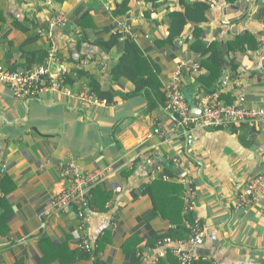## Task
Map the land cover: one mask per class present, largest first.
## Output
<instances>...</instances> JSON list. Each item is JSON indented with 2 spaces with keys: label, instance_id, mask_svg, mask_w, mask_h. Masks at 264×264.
<instances>
[{
  "label": "crops",
  "instance_id": "0c3cea01",
  "mask_svg": "<svg viewBox=\"0 0 264 264\" xmlns=\"http://www.w3.org/2000/svg\"><path fill=\"white\" fill-rule=\"evenodd\" d=\"M171 12H189L190 18L181 37L168 43ZM60 13L66 25L51 26ZM195 27L200 35L193 34ZM116 33L119 45L107 50ZM196 36L222 50L217 101L231 105L241 95L245 107L264 111V0H0V67L48 65L56 75L59 63L47 59L52 49L70 79L64 93L26 100L0 82V264H152L171 245L151 249L148 241L173 224L142 191L167 175L164 166L179 179L187 176L195 189L192 217L205 239L198 246L185 243V249L212 264H264V204L234 208L251 179L264 176V123L194 128L188 144L166 106L165 88L175 79L190 115H200L194 98L207 91L198 82L205 70L194 74L192 68L202 60L191 49ZM126 40L138 50L143 73L152 76L144 89L112 73ZM232 41L243 50L228 53ZM131 65L138 72L135 59ZM92 82L101 98L81 100L83 92L94 94ZM70 165L109 173L97 184L83 222L97 250L89 259L78 258L83 231L74 211L50 206L72 183L63 175ZM168 185L152 195L175 219L182 192Z\"/></svg>",
  "mask_w": 264,
  "mask_h": 264
},
{
  "label": "built area",
  "instance_id": "2783aa9c",
  "mask_svg": "<svg viewBox=\"0 0 264 264\" xmlns=\"http://www.w3.org/2000/svg\"><path fill=\"white\" fill-rule=\"evenodd\" d=\"M50 4V0H37ZM66 20L63 14H57L51 20V26L64 27ZM119 28L124 32H129V28L123 23H119ZM43 36V32L39 33ZM49 62L59 63L60 68L56 75L51 74L48 65H37L32 70L11 71L0 67V82L8 87L17 99L26 100L28 98L39 97L47 91L63 92L64 80L67 76L65 65H62L52 49L49 50L47 56ZM194 74L202 72L200 65H193ZM224 85L226 82L223 83ZM223 86V85H222ZM84 101H97V96L83 92L79 95ZM195 101L200 109V115L193 117L190 115L189 103L177 87L175 79L165 88V100L167 109L174 116L177 128L184 130L187 143L193 142L191 132L194 128H228L234 125H246L254 122L264 123V111L252 110L245 107L243 96L239 95L231 105H224L217 101V92L206 94L204 96H195ZM155 133H161L156 129ZM109 173L104 170H96L94 172H83L78 166L70 165L69 169L63 171L65 177L71 178V185L58 193L52 200L50 206L54 211L70 212L74 211L76 217L80 221V230H84L83 222L85 215L90 209L92 194L91 190L98 183L103 181ZM164 180H168L165 175ZM180 183L183 186V216L185 217L184 225L192 232L185 243L191 246H198L204 242L205 229L197 218L192 217L194 211V201L196 197L195 189L191 185V181L187 176L180 177ZM257 203L264 204V176L256 175L251 181L237 194L234 200V208L236 210H244ZM192 217V220H188ZM80 246L89 250L91 243L87 238V234L83 231L80 236ZM181 242H172L164 240L159 244L163 249L165 246L173 249L178 264H193L197 257L191 251L184 248ZM156 248V249H157ZM159 258H165V250H160L154 257L152 264Z\"/></svg>",
  "mask_w": 264,
  "mask_h": 264
},
{
  "label": "trees",
  "instance_id": "16d2710c",
  "mask_svg": "<svg viewBox=\"0 0 264 264\" xmlns=\"http://www.w3.org/2000/svg\"><path fill=\"white\" fill-rule=\"evenodd\" d=\"M148 1L152 4H155L158 0H148ZM180 2L182 3L184 2V0H180ZM187 7L188 6L186 5V8ZM187 10L189 11V8H187ZM188 17L190 18L189 12L186 13L171 12L168 14V18L171 19V22H169V27H168V37H167L168 43H173V41L181 37L185 27L189 23ZM193 34L200 35L201 34L200 28L195 27L193 30ZM196 37L197 39L196 41H194V43H192L191 49L193 52H195L197 55H199L202 58L200 63V68L204 69L206 72L205 75H203L201 78L198 79V82L207 91L206 92L207 94H212L218 88L217 81L219 80V76L224 61L222 57V50L218 43L212 42L210 44H204L203 42L200 41L198 36ZM120 39H121L120 33H116L107 43H105L104 45L105 48H107V50H111L112 48L117 47L120 43ZM227 50L228 53H237L242 51L243 49L237 42L232 41L228 43ZM46 55L45 54L40 55V57L42 59H45ZM138 55L140 54L136 49V47L134 46V44L131 41L126 40L124 52L121 56L120 61H118V64L114 67L112 73L114 77H118V75H123L129 78V80H131V82L133 83L140 82L144 89L146 88V84H148V81H145V78L148 76V80H150L151 83L153 79L149 73L147 75L146 72L143 73V71H145L146 68L143 61L140 59ZM133 59H135L139 65L138 72H136L132 68L131 61ZM78 75L79 77L82 75L87 76L83 72H79ZM63 83H70V79L67 78L66 76ZM91 87L93 93L100 99L101 93L98 89V85L95 82H92ZM163 170L165 174H167L166 176L168 177V180L167 181L163 179L156 180L152 182L151 185L146 186L142 192L144 194H148L151 197L155 212H159V214H161L163 218L168 219L171 222V224H173V227L170 230H168L165 234L155 236L151 240H149L147 247L151 249H156L157 247H159V244L163 243V241L167 239L172 242L185 243L192 234L191 230L184 225L181 219L182 201H180V205L176 204L179 209L175 213V219L171 218V216L164 211L163 207L156 204V201L152 195L153 189L167 187L169 186L168 184L171 183L173 184L172 186L175 187L176 191L182 192L183 190L182 184L179 183L180 179L176 175L172 174L171 170L167 166H164ZM96 186H94L91 190V194H92L91 203L94 201L93 198L94 195L96 194L95 191ZM187 219L192 220V217H188ZM80 243L81 240L79 238V240H76V244L79 246L78 251L80 252L78 258L89 259L90 257L96 255L97 253L96 249L90 248L89 250H85L80 246ZM139 260H140V256L138 257V261ZM135 264H138V262H136ZM154 264H178L177 258L173 254V249L172 248L165 249V258L163 259L159 258ZM193 264H212V263L210 261H206V259L204 260L197 259Z\"/></svg>",
  "mask_w": 264,
  "mask_h": 264
},
{
  "label": "water",
  "instance_id": "95a60500",
  "mask_svg": "<svg viewBox=\"0 0 264 264\" xmlns=\"http://www.w3.org/2000/svg\"><path fill=\"white\" fill-rule=\"evenodd\" d=\"M221 81V80H220Z\"/></svg>",
  "mask_w": 264,
  "mask_h": 264
}]
</instances>
